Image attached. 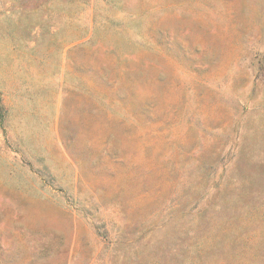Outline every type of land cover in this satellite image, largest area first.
<instances>
[{
	"label": "rangeland",
	"instance_id": "1",
	"mask_svg": "<svg viewBox=\"0 0 264 264\" xmlns=\"http://www.w3.org/2000/svg\"><path fill=\"white\" fill-rule=\"evenodd\" d=\"M0 264H264V0H0Z\"/></svg>",
	"mask_w": 264,
	"mask_h": 264
}]
</instances>
